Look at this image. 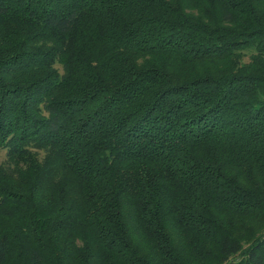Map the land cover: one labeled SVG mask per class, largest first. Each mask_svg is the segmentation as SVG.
Segmentation results:
<instances>
[{"label":"trees","instance_id":"16d2710c","mask_svg":"<svg viewBox=\"0 0 264 264\" xmlns=\"http://www.w3.org/2000/svg\"><path fill=\"white\" fill-rule=\"evenodd\" d=\"M0 148V264H264V0H0Z\"/></svg>","mask_w":264,"mask_h":264},{"label":"rangeland","instance_id":"374dc122","mask_svg":"<svg viewBox=\"0 0 264 264\" xmlns=\"http://www.w3.org/2000/svg\"><path fill=\"white\" fill-rule=\"evenodd\" d=\"M9 164H11V162H9L7 150L5 148H0V171H3L4 167L7 169L11 168V165Z\"/></svg>","mask_w":264,"mask_h":264}]
</instances>
